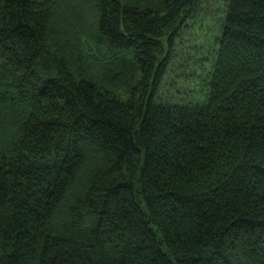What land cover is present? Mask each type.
Wrapping results in <instances>:
<instances>
[{"label":"trees","instance_id":"trees-1","mask_svg":"<svg viewBox=\"0 0 264 264\" xmlns=\"http://www.w3.org/2000/svg\"><path fill=\"white\" fill-rule=\"evenodd\" d=\"M0 264H264V0H0Z\"/></svg>","mask_w":264,"mask_h":264},{"label":"rangeland","instance_id":"rangeland-1","mask_svg":"<svg viewBox=\"0 0 264 264\" xmlns=\"http://www.w3.org/2000/svg\"><path fill=\"white\" fill-rule=\"evenodd\" d=\"M201 20H203V19H201ZM203 21H204L203 25H201L200 23L195 24L196 22H193L195 24L194 28H192L193 36L190 35L189 38L183 39V42L187 43V41H189L191 39V37H193V38H195V40H197L195 42L196 43L195 46H198L200 44L199 45L200 47L205 46V49L209 50V48L207 46V44H209V42H207V37L210 39V34H208L209 30H207V31H205L204 29L201 30V26L203 27L208 22V19H204Z\"/></svg>","mask_w":264,"mask_h":264}]
</instances>
